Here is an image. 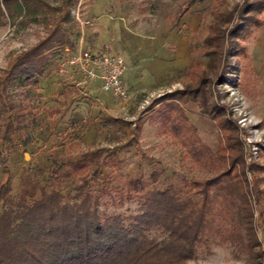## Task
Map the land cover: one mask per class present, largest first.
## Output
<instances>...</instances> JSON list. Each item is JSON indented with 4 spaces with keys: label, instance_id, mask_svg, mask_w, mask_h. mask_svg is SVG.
Returning a JSON list of instances; mask_svg holds the SVG:
<instances>
[{
    "label": "rangeland",
    "instance_id": "1",
    "mask_svg": "<svg viewBox=\"0 0 264 264\" xmlns=\"http://www.w3.org/2000/svg\"><path fill=\"white\" fill-rule=\"evenodd\" d=\"M39 1L38 11L0 18V80L55 24L72 45H58L46 54L38 91L12 90L15 99L26 96L32 115L21 134L0 141L7 159L0 179L10 180V194L18 193L23 174L49 191L50 166L67 168L81 153L95 149L120 160L113 185L129 176L151 181V173L161 169L152 187L213 178L224 170L217 151L226 143L221 122L229 119L245 145L254 221L264 243V10L249 21L244 18L249 0ZM235 27L237 36L230 32ZM85 52L89 60L81 66ZM109 53L126 60L127 99L104 91L99 78L89 75ZM215 55L222 58L217 66ZM74 58L79 61L72 64ZM106 116L121 119L125 130L102 127ZM207 156L214 162H206ZM109 172L101 168L102 176ZM63 194L70 199L74 190ZM98 211L130 216L141 210L138 199L120 204L105 196ZM233 226L224 224L227 233L236 230ZM252 262L246 248L218 237L201 244L188 264Z\"/></svg>",
    "mask_w": 264,
    "mask_h": 264
},
{
    "label": "trees",
    "instance_id": "2",
    "mask_svg": "<svg viewBox=\"0 0 264 264\" xmlns=\"http://www.w3.org/2000/svg\"><path fill=\"white\" fill-rule=\"evenodd\" d=\"M248 3L244 18L257 19L255 12L264 10V0ZM40 5L39 0H1L0 18L29 14ZM69 13L67 6L66 18ZM238 30L231 29V35H239ZM65 43L72 45L61 25L55 24L5 71L0 80L1 142L21 134L32 115L26 96L15 99L13 88H20L21 94L28 88L38 91L46 54ZM221 59L215 55L212 61L217 66ZM202 87L194 91L196 96ZM101 126L115 133L125 130L123 121L113 116L104 117ZM221 128L227 132L226 143L217 157L224 170L206 180L184 179L180 186L152 187L162 176L161 169L151 173V181L129 176L113 185L120 160L97 149L81 153L67 168L50 166L49 191L23 174L18 193L11 195L10 180L0 179V264H188L201 244L218 237L246 248L252 264H264V243L255 225L246 176L245 145L234 135L238 127L231 126L229 119L221 122ZM6 161L0 150V171H5ZM207 161L214 162L208 156ZM102 167L110 172L102 176ZM68 188L74 194L66 200L63 190ZM105 196L118 198L120 204L138 199L141 211L130 216L100 213L98 206ZM231 222L236 230L227 233L224 224ZM154 231L160 236L152 235Z\"/></svg>",
    "mask_w": 264,
    "mask_h": 264
},
{
    "label": "built area",
    "instance_id": "3",
    "mask_svg": "<svg viewBox=\"0 0 264 264\" xmlns=\"http://www.w3.org/2000/svg\"><path fill=\"white\" fill-rule=\"evenodd\" d=\"M88 56V53L85 52L84 61H80L81 66L84 65L82 62H88ZM78 61V58H74L70 62L75 64ZM96 64L98 65L97 72L88 71L89 75L99 78L104 91L120 99H127L129 93L124 82V75L127 69L125 58L118 53L104 54Z\"/></svg>",
    "mask_w": 264,
    "mask_h": 264
}]
</instances>
